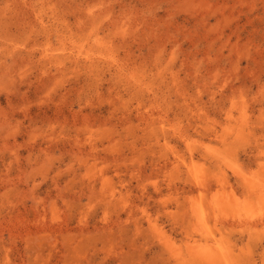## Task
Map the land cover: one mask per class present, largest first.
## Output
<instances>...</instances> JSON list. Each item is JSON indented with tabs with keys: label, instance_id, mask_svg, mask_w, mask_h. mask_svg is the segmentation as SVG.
<instances>
[{
	"label": "rangeland",
	"instance_id": "obj_1",
	"mask_svg": "<svg viewBox=\"0 0 264 264\" xmlns=\"http://www.w3.org/2000/svg\"><path fill=\"white\" fill-rule=\"evenodd\" d=\"M0 264H264V0H0Z\"/></svg>",
	"mask_w": 264,
	"mask_h": 264
},
{
	"label": "bare ground",
	"instance_id": "obj_2",
	"mask_svg": "<svg viewBox=\"0 0 264 264\" xmlns=\"http://www.w3.org/2000/svg\"><path fill=\"white\" fill-rule=\"evenodd\" d=\"M213 259V258H212Z\"/></svg>",
	"mask_w": 264,
	"mask_h": 264
}]
</instances>
